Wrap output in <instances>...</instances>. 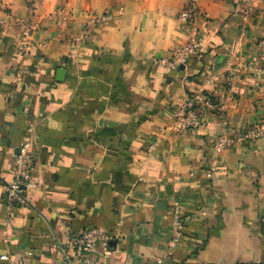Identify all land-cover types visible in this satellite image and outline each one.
I'll return each mask as SVG.
<instances>
[{"label":"crops","instance_id":"0c3cea01","mask_svg":"<svg viewBox=\"0 0 264 264\" xmlns=\"http://www.w3.org/2000/svg\"><path fill=\"white\" fill-rule=\"evenodd\" d=\"M35 1L29 31L0 26V264H78L67 236L93 226L96 264H264V133L245 135L264 126V0H197L177 69L155 60L187 42V0ZM189 97L201 124L171 129ZM30 137L35 186L9 207Z\"/></svg>","mask_w":264,"mask_h":264},{"label":"built area","instance_id":"2783aa9c","mask_svg":"<svg viewBox=\"0 0 264 264\" xmlns=\"http://www.w3.org/2000/svg\"><path fill=\"white\" fill-rule=\"evenodd\" d=\"M199 6L197 0H191L180 14L179 19L189 26L187 32V42L178 49H173L167 56L157 58L155 62L161 65L177 69L186 61L190 54L194 53L200 46V27L198 24ZM96 20V18H94ZM87 30V27H85ZM77 41L82 40L81 37H76ZM201 97L191 98L182 101L173 108V122L171 129L176 131H185L194 129L201 124V118L198 112V102ZM32 134L34 127L30 124L27 128ZM264 133V126H250L246 131L247 137L258 138ZM229 141L221 140L216 143L219 150L224 148ZM33 141L30 138L26 139L19 145L18 152L14 158L12 168V179L5 184L6 201L9 207L16 203L28 204V191L35 186L33 181L34 171L36 170V154L32 149ZM173 237L171 245L176 247L180 244L184 234V218L179 207L176 208L173 218ZM110 239V235L100 227L93 226L79 232L69 233L66 240V245L74 249L75 257L78 264H96L93 259V252L99 242L106 243ZM172 252H170L171 254ZM2 259H9V256L4 254ZM163 260H159L162 262Z\"/></svg>","mask_w":264,"mask_h":264},{"label":"rangeland","instance_id":"374dc122","mask_svg":"<svg viewBox=\"0 0 264 264\" xmlns=\"http://www.w3.org/2000/svg\"><path fill=\"white\" fill-rule=\"evenodd\" d=\"M190 1L191 0H187L184 8L187 7ZM35 2H36L35 0H0V26L14 25L17 26L18 28L22 27L25 31H29V29L31 28L29 25H27L25 20L20 21L22 18L17 17L18 15H16V8L20 5L35 8L36 7L34 5ZM107 16L108 15L105 14H99L98 16L94 17L96 18V20L93 18V21L95 20V22H98L100 20H104ZM86 27H88V25Z\"/></svg>","mask_w":264,"mask_h":264},{"label":"water","instance_id":"95a60500","mask_svg":"<svg viewBox=\"0 0 264 264\" xmlns=\"http://www.w3.org/2000/svg\"><path fill=\"white\" fill-rule=\"evenodd\" d=\"M109 243H110V244L113 243V240H110Z\"/></svg>","mask_w":264,"mask_h":264}]
</instances>
